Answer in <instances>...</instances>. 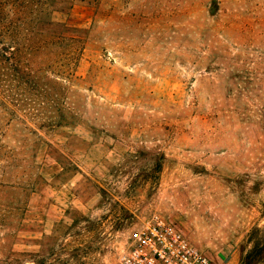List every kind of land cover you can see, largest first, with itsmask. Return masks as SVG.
<instances>
[{
  "label": "rangeland",
  "instance_id": "rangeland-1",
  "mask_svg": "<svg viewBox=\"0 0 264 264\" xmlns=\"http://www.w3.org/2000/svg\"><path fill=\"white\" fill-rule=\"evenodd\" d=\"M56 2L0 0V264H118L154 215L264 264V0Z\"/></svg>",
  "mask_w": 264,
  "mask_h": 264
},
{
  "label": "built area",
  "instance_id": "built-area-1",
  "mask_svg": "<svg viewBox=\"0 0 264 264\" xmlns=\"http://www.w3.org/2000/svg\"><path fill=\"white\" fill-rule=\"evenodd\" d=\"M118 264H217L166 219L154 215L132 230Z\"/></svg>",
  "mask_w": 264,
  "mask_h": 264
},
{
  "label": "trees",
  "instance_id": "trees-1",
  "mask_svg": "<svg viewBox=\"0 0 264 264\" xmlns=\"http://www.w3.org/2000/svg\"><path fill=\"white\" fill-rule=\"evenodd\" d=\"M49 0H46V6L48 4ZM73 1L75 0H57V5H58V10L60 12H65L70 10L73 7ZM33 0H13V6L16 8V13H20V22L19 25H24V23L26 22V14L28 12L29 9H34L33 8ZM0 7L3 9V5L0 4ZM0 9V12L2 11ZM5 11V10H4ZM8 17V16H7ZM45 18H47V15L45 16ZM49 19V18H48ZM46 19V24L48 26H51V22L50 20ZM7 21V22H6ZM18 23V21H13V19H11V21H8L7 18L6 20H3L2 25L0 27V33L3 34L4 38L9 37V35H12L11 32V28L13 26H15ZM59 28H60V34L58 37V43L60 44L61 47H66V50L64 52H62L60 54V60L59 62L61 63V70L66 69L67 67H69L70 69V65L73 62V60H75L76 58L74 57L75 53H76V49H75V45H73V43L75 42V39L72 37V29L68 28L66 26H64L63 24H58ZM12 42L11 44L16 45V50L19 51L18 53H20V49H18V47L22 48V43H23V39L21 38H15V39H11ZM6 42H4L3 48L2 50L5 51L6 53L9 52L10 50V43L5 44ZM24 45V44H23ZM25 47V45H24ZM17 53V54H18ZM17 56V55H16ZM69 70L63 71L62 75H65L66 73H68L70 75V73L68 72ZM22 83V82H21Z\"/></svg>",
  "mask_w": 264,
  "mask_h": 264
}]
</instances>
